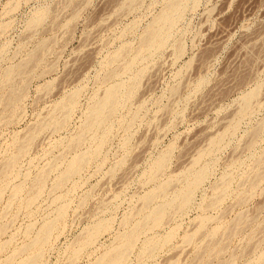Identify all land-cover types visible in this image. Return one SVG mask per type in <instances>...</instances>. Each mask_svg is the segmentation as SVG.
I'll use <instances>...</instances> for the list:
<instances>
[{"label":"rangeland","instance_id":"obj_1","mask_svg":"<svg viewBox=\"0 0 264 264\" xmlns=\"http://www.w3.org/2000/svg\"><path fill=\"white\" fill-rule=\"evenodd\" d=\"M173 1L0 0V264H264V0Z\"/></svg>","mask_w":264,"mask_h":264},{"label":"bare ground","instance_id":"obj_2","mask_svg":"<svg viewBox=\"0 0 264 264\" xmlns=\"http://www.w3.org/2000/svg\"><path fill=\"white\" fill-rule=\"evenodd\" d=\"M132 1H134V0H132ZM174 2V1H173ZM172 2V3H173ZM174 3H177L176 2V0H175V2ZM173 3V5H171L170 7L172 8V9H174L175 8V4ZM179 4V3H178ZM177 4V5H178ZM172 9H171V11H172ZM170 10V9H169ZM175 10V9H174ZM177 10V9H176ZM170 11V12H171ZM166 14H168V13H166ZM170 14V13H169ZM172 15V14H171ZM171 15H169V16H171ZM164 16H166V18L168 17L167 15H162V17H161V20H162V18L164 17ZM170 18V17H169ZM171 19V18H170ZM41 20V19H40ZM161 20H159V21H161ZM163 20H166V19H163ZM167 21V20H166ZM166 21H162V22H166ZM170 20H168V22H169ZM171 22V21H170ZM159 23V22H158ZM167 24V23H166ZM166 24H164V25H166ZM157 25V24H156ZM159 25V24H158ZM163 26V25H162ZM158 27V26H157ZM232 27V26H231ZM158 31H159V29H157ZM158 31H156L155 30V28L153 29V30H151L150 32H148V35H145L146 37H145V39L143 40L144 41V45H146V46H149V45H155V43L159 40V38H161V35H159V32ZM161 32V31H160ZM161 34V33H160ZM157 43H159V41L157 42ZM39 53V52H38ZM39 55V54H38ZM38 58V57H37ZM32 60L31 61H35L36 60V55L33 57V58H31ZM251 60V59H250ZM30 61V62H31ZM25 62V61H24ZM22 64V63H21ZM26 65H28L27 63H26ZM36 65V64H35ZM128 66V65H127ZM34 67V66H33ZM16 69H18V68H16ZM116 71V70H115ZM18 74H19V72H18ZM111 74V73H110ZM116 74V73H115ZM6 76V75H5ZM119 88V87H118ZM134 89V88H133ZM117 90L118 89H112L108 94H107V96H106V98H105V100L103 101V100H101V101H103V102H101L100 103V101H99V105L97 106V107H95V110L93 111V112H91L92 113V117H90V119H101L102 121L104 120V118L103 117H105V114H106V112H107V116H109L108 115V113L110 114V112H108V111H112L116 106H117V104H116V102H117V95L119 94L118 92H117ZM257 91V90H256ZM10 92V91H9ZM8 92V93H9ZM72 96V95H71ZM252 97H254V95H251ZM75 97V96H74ZM19 98V97H18ZM17 98V99H18ZM76 98V97H75ZM250 99H251V97H249ZM5 99H6V97H5ZM11 99V100H10ZM9 100H10V104H12L13 105V103L12 102H14L15 100H17L16 99V96H11V98H10ZM249 99V100H250ZM8 100V101H9ZM8 103V102H7ZM68 103H69V101H68ZM249 103V102H248ZM9 104V106H12V105H10ZM16 104V103H15ZM61 109V108H60ZM93 109V108H92ZM116 109V108H115ZM59 110V109H58ZM112 113V112H111ZM52 118H54V117H52ZM103 118V119H102ZM58 119V118H57ZM56 119V120H57ZM89 120V119H88ZM100 121V120H99ZM106 121V120H105ZM101 122V121H100ZM65 123V122H64ZM88 123V122H87ZM90 123H91V120H90ZM90 123H88V124H90ZM93 124H95V122H92ZM99 123V122H98ZM97 124V123H96ZM102 124V123H101ZM87 125V124H86ZM103 125V124H102ZM91 126H92V124H91ZM95 126V125H94ZM61 127V126H60ZM89 128H90V125L88 126ZM87 127V128H88ZM86 128V129H87ZM92 128V127H91ZM38 130V129H37ZM259 134V133H258ZM255 136V135H254ZM32 138H34V137H32ZM251 139V138H250ZM29 141H30V139H29ZM214 142V141H213ZM33 143V142H32ZM28 149V148H27ZM22 150V149H21ZM25 150V149H24ZM19 151V150H18ZM197 153V152H196ZM83 157V156H82ZM199 157V156H198ZM18 158V157H17ZM79 158V157H78ZM13 159V158H12ZM14 160V159H13ZM83 159L82 158H79V159H77L74 163H72L71 164V167H70V170H69V172L70 173H68V174H71V173H73V175H75L74 174V172H76V171H78V169L80 168V166H82L81 164H82V161ZM193 160V159H192ZM16 161V160H15ZM161 161V160H160ZM165 161V160H164ZM164 161H161V163H160V165H163V162ZM10 162V161H9ZM12 162V161H11ZM6 164V163H5ZM12 165H13V163H12ZM11 165V166H12ZM4 166V165H3ZM8 166V165H7ZM10 166V167H11ZM159 166V165H158ZM157 166V167H158ZM160 167V166H159ZM164 167V166H163ZM7 168H9V167H7ZM83 168V167H82ZM161 168V167H160ZM79 170H81V169H79ZM2 172V171H1ZM68 172V171H67ZM77 173V172H76ZM2 174V173H1ZM7 174V173H6ZM45 174V173H44ZM67 174V173H66ZM72 175V174H71ZM71 175H69V176H71ZM264 175V174H263ZM68 176V175H67ZM67 176H64V178L66 177V178H68ZM42 177V176H41ZM43 178V177H42ZM65 178V179H66ZM39 180H41V179H39ZM42 180H44V179H42ZM67 180V179H66ZM45 181V180H44ZM63 181V180H62ZM198 181V180H197ZM39 182V181H38ZM43 182V181H42ZM195 182H196V180H195ZM39 183H41V182H39ZM44 183V182H43ZM193 185V184H192ZM196 185H197V183H196ZM195 185V186H196ZM39 186V185H38ZM186 197V196H185ZM188 198H189V194H188ZM150 198H147V200L146 201H148ZM151 199H152V197H151ZM184 199V198H183ZM149 202V201H148ZM147 202V203H148ZM150 204V203H149ZM147 207V206H146ZM163 213H164V209H159V210H157L156 211V213H154V218H153V215H151L152 216V218H153V220L155 221L156 220V222H158L157 220H159V222H160V219L162 218V216H163ZM241 218V217H240ZM155 222V223H156ZM158 222V223H159ZM243 223V222H242ZM51 226H48L45 230H44V232L42 233V235H43V238H40V239H43V240H46L45 238H47L48 237V234H50L51 232V229H52V224H50ZM233 230V229H232ZM50 232V233H49ZM203 233V232H202ZM234 234V233H233ZM132 236V235H131ZM211 236V235H210ZM227 236V235H226ZM132 238V237H131ZM131 238H128L129 240H127L128 241V244H127V242H125L126 243V245H125V247H124V245H123V248H121L120 250H118V252L116 253V254H114L113 253V255H111L110 256V258H108V263H105V264H120L121 263V261H122V259L124 258V255H125V253L127 252V250L128 249H130L128 246L130 245V243L131 242H133V240L131 241ZM134 239V238H133ZM190 239H192V238H190ZM132 244V243H131ZM128 248V249H127ZM221 249V248H220ZM115 251H117V250H115ZM205 251V250H204ZM203 253V252H202ZM201 253V254H202ZM109 257V256H108ZM123 262V261H122ZM29 263H31V262H29ZM29 263H27V264H29ZM24 264H26V263H24Z\"/></svg>","mask_w":264,"mask_h":264}]
</instances>
